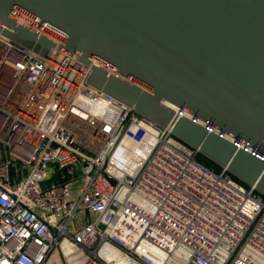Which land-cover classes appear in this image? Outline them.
Segmentation results:
<instances>
[{
  "label": "built area",
  "instance_id": "1",
  "mask_svg": "<svg viewBox=\"0 0 264 264\" xmlns=\"http://www.w3.org/2000/svg\"><path fill=\"white\" fill-rule=\"evenodd\" d=\"M75 58L0 32V264H264L255 188L199 164Z\"/></svg>",
  "mask_w": 264,
  "mask_h": 264
},
{
  "label": "water",
  "instance_id": "2",
  "mask_svg": "<svg viewBox=\"0 0 264 264\" xmlns=\"http://www.w3.org/2000/svg\"><path fill=\"white\" fill-rule=\"evenodd\" d=\"M0 32L76 56L264 198V0H0Z\"/></svg>",
  "mask_w": 264,
  "mask_h": 264
},
{
  "label": "trees",
  "instance_id": "3",
  "mask_svg": "<svg viewBox=\"0 0 264 264\" xmlns=\"http://www.w3.org/2000/svg\"><path fill=\"white\" fill-rule=\"evenodd\" d=\"M216 168H217L216 172H219L221 170V168L219 166H217V165H216ZM9 173H10L11 176L14 175V168L13 167H11L9 169ZM61 173H62L61 171L55 169L53 175H51L49 177V179L47 181H45L43 184L44 185H48V184H51V183H59V182H61V180H62L61 179ZM232 178L235 181H237L239 184H241L242 186H244L245 188H248V186L246 184H244L243 182H241L240 180H238L234 176H232Z\"/></svg>",
  "mask_w": 264,
  "mask_h": 264
},
{
  "label": "rangeland",
  "instance_id": "4",
  "mask_svg": "<svg viewBox=\"0 0 264 264\" xmlns=\"http://www.w3.org/2000/svg\"><path fill=\"white\" fill-rule=\"evenodd\" d=\"M196 161L201 164L202 166L209 169L211 172H216V164L210 161L207 157H205L203 154L199 153L196 155ZM218 166V165H217Z\"/></svg>",
  "mask_w": 264,
  "mask_h": 264
},
{
  "label": "bare ground",
  "instance_id": "5",
  "mask_svg": "<svg viewBox=\"0 0 264 264\" xmlns=\"http://www.w3.org/2000/svg\"><path fill=\"white\" fill-rule=\"evenodd\" d=\"M196 150H199L198 148H196ZM224 168H227L226 166H224ZM252 187L255 188L256 186L252 184Z\"/></svg>",
  "mask_w": 264,
  "mask_h": 264
},
{
  "label": "crops",
  "instance_id": "6",
  "mask_svg": "<svg viewBox=\"0 0 264 264\" xmlns=\"http://www.w3.org/2000/svg\"><path fill=\"white\" fill-rule=\"evenodd\" d=\"M56 259V258H55Z\"/></svg>",
  "mask_w": 264,
  "mask_h": 264
}]
</instances>
